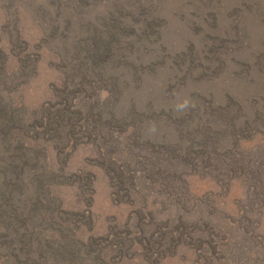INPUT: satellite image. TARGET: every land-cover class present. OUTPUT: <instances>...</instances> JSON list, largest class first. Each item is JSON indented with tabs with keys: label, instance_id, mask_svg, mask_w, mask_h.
Returning <instances> with one entry per match:
<instances>
[{
	"label": "rangeland",
	"instance_id": "rangeland-1",
	"mask_svg": "<svg viewBox=\"0 0 264 264\" xmlns=\"http://www.w3.org/2000/svg\"><path fill=\"white\" fill-rule=\"evenodd\" d=\"M0 264H264V0H0Z\"/></svg>",
	"mask_w": 264,
	"mask_h": 264
}]
</instances>
